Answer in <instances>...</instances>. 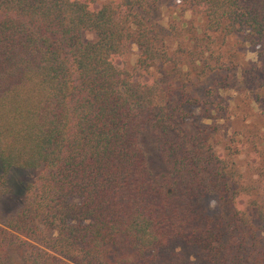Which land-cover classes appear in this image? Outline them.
<instances>
[{"label":"trees","instance_id":"16d2710c","mask_svg":"<svg viewBox=\"0 0 264 264\" xmlns=\"http://www.w3.org/2000/svg\"><path fill=\"white\" fill-rule=\"evenodd\" d=\"M160 1L0 0V264H264V0Z\"/></svg>","mask_w":264,"mask_h":264},{"label":"rangeland","instance_id":"374dc122","mask_svg":"<svg viewBox=\"0 0 264 264\" xmlns=\"http://www.w3.org/2000/svg\"><path fill=\"white\" fill-rule=\"evenodd\" d=\"M106 0H96L95 6L100 7ZM160 5L154 10L152 15L153 19L158 22L159 25L164 26L166 29L170 26L172 21L180 20V12L178 10L177 2L171 3L167 0H161ZM193 12L190 10L186 13L185 18L191 19ZM199 21V20H198ZM200 22L203 23V19H200ZM88 36H92L89 34ZM170 36V35H169ZM167 37L168 41L175 43V38ZM248 59H256L257 54L253 48L246 49ZM138 58L139 50L136 45H133L130 50L124 54L121 58L117 60L118 66L123 69L130 70L135 72L138 68ZM142 144L148 155L151 168L154 172H161L165 167L162 160V156L159 152L157 142L151 136L148 131H145L142 135ZM239 163L245 172L247 179H253L254 171L251 166H249L248 158L242 154L239 157ZM38 175V171L34 170H19L13 169L10 173L8 180L9 193L6 195L0 194V225L6 227L7 219L10 215L14 214L23 204L26 194V185L34 181ZM214 203V202H213ZM215 204V203H214ZM220 210L224 213H229L231 207L228 202L220 205ZM10 232L13 230L9 229ZM14 233V232H13ZM17 237L25 238L18 232H15ZM9 261L10 264H27L23 258L24 249L19 244L18 241L12 244L9 249Z\"/></svg>","mask_w":264,"mask_h":264}]
</instances>
